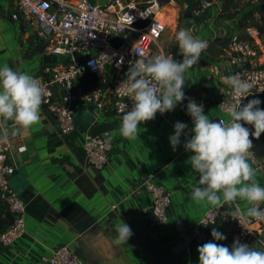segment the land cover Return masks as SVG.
<instances>
[{"label": "crops", "instance_id": "1", "mask_svg": "<svg viewBox=\"0 0 264 264\" xmlns=\"http://www.w3.org/2000/svg\"><path fill=\"white\" fill-rule=\"evenodd\" d=\"M218 3L194 27L207 47L200 53L197 64L186 72L189 79L184 87L186 98L178 103L174 113L157 112L154 119L141 122L135 138L120 134L122 117L110 112L109 97L107 109L96 115L92 124L75 126L63 133L49 111L41 106V120L12 135L18 153L13 154L10 148L13 163L10 180L26 206V232L9 246L0 245V264H48L43 257L66 244L86 264H199L198 244L191 240L198 221L216 205L236 204L225 203L222 197L215 205L191 199V189L199 183V176L187 162L192 152L183 147L185 135L173 151L169 136L174 132L175 122L181 121L188 125L185 131L190 138L193 125L186 111L187 98L203 103L210 119L225 122L230 119L220 110L219 103L230 87L226 77L232 74V66L225 44L217 42H224V38L240 31L231 23L235 17L219 14L222 6ZM166 7L175 9V5ZM15 11L12 0H0V65L8 64L35 76L45 64L55 62L46 59L52 55L46 40L25 19L13 18ZM171 29L174 34L175 29ZM172 40H162L171 51L175 45ZM60 57L58 61L68 60ZM87 83L90 80L78 78L76 92L81 93ZM56 90L59 92L60 88L56 86ZM257 97L262 104L264 94H250L245 102ZM8 128L14 130L15 126L9 122ZM87 133L107 135L113 140L103 168L87 162L83 151ZM3 142L10 147L9 138ZM250 162L257 169L256 181L264 186L263 166L251 159ZM148 181L163 185L171 193L166 210L168 219L161 226L151 225L145 217V211L153 203ZM237 203L245 213L251 207L245 201ZM4 211L0 203V218L4 217ZM122 222L131 227L133 235L128 242L115 245L116 225ZM228 226L226 221L214 226L226 237L216 243L228 242ZM249 245L264 249L258 242Z\"/></svg>", "mask_w": 264, "mask_h": 264}, {"label": "built area", "instance_id": "2", "mask_svg": "<svg viewBox=\"0 0 264 264\" xmlns=\"http://www.w3.org/2000/svg\"><path fill=\"white\" fill-rule=\"evenodd\" d=\"M12 1L16 6L13 18H23L34 27L37 35L46 40L52 54L69 56L68 60L45 64L35 75L46 91L41 106L49 111L63 133L74 129L75 113L79 108L91 106L98 115L107 109L108 97L112 114L122 117L131 109L133 101L117 87L126 79L130 63L140 55L147 59L163 52L175 59L174 52L162 43L171 25L165 8L168 4L174 5V0L168 4L162 0ZM201 3L204 10L217 2L201 0ZM229 38L227 55L232 74L253 84L245 97H240L244 103L250 94H264V67L259 64V51L252 41L240 38L239 33ZM76 53L82 54L79 61L74 58ZM89 61H96L98 67L90 65ZM78 78H96L98 84L87 83L83 91L77 93L75 81ZM232 95L229 87L226 97L219 103L221 111L227 113ZM112 147L113 140L107 135L87 133L84 137L83 151L87 162L94 167L106 166ZM9 153V145L0 141V203L12 215L11 224L0 230L2 246L13 244L26 232V206L10 180L13 163ZM250 154V159L256 161L253 145ZM147 188L153 203L145 211V217L151 225L161 226L168 219L166 210L171 203V193L163 185L151 181L147 182ZM235 207L219 204L208 209L194 228L191 240L198 245L214 240L212 228L219 221H226L229 240L225 245L229 248L236 239L264 245L261 243L264 241V220L245 215L235 219L230 215ZM259 207L264 208V204ZM43 260L48 264H86L67 244L54 249Z\"/></svg>", "mask_w": 264, "mask_h": 264}, {"label": "clouds", "instance_id": "3", "mask_svg": "<svg viewBox=\"0 0 264 264\" xmlns=\"http://www.w3.org/2000/svg\"><path fill=\"white\" fill-rule=\"evenodd\" d=\"M176 39L182 53V60L174 59L163 52L150 58L140 55L130 63L126 79L117 87L133 101L131 109L124 112L119 128L120 134L133 139L143 121L152 120L157 112L164 114L172 111L186 98L184 91L187 70L199 61L200 53L207 47L205 40L195 37L190 28H181ZM90 65L98 67L96 61ZM232 89V99L226 111L230 119H210L204 112L203 103L187 98L186 111L192 119L190 138L186 133L188 125L176 121L174 132L169 136L173 151L181 144L192 152L188 163L199 183L191 189L190 197L198 202L236 204L230 215L237 219L240 215L264 220V186L255 177L257 169L250 162V149L253 139L264 133V109L260 98H253L242 106L245 93L253 87L238 74L226 77ZM46 91L37 77L27 71L16 70L8 64L0 65V141H6L22 129H29L41 120L40 107ZM246 124L252 125V129ZM11 122L14 130L8 128ZM238 201L251 204L242 213ZM203 223V222H200ZM207 224V223H203ZM117 235L113 243L120 245L128 242L133 235L131 227L122 222L116 225ZM214 240L198 245L199 264H264V249H257L239 239L234 240L231 248L215 241L226 239L215 227L211 230ZM264 243V241H261Z\"/></svg>", "mask_w": 264, "mask_h": 264}, {"label": "rangeland", "instance_id": "4", "mask_svg": "<svg viewBox=\"0 0 264 264\" xmlns=\"http://www.w3.org/2000/svg\"><path fill=\"white\" fill-rule=\"evenodd\" d=\"M162 1L165 4H168V2H170V0H162ZM193 1H195V0H174L175 9L172 10L170 7H166L165 8V12L167 14L166 18L168 19V21H169V23L171 25L168 28V31L165 34L163 40H164V42H168L169 39H173L172 40V44L174 43L175 44L174 46H178V51H177L178 54H177V56L181 54V50L179 48V45H177V44H179L178 41L175 40L176 39V33L178 32V30L182 26V23L185 21L184 11L187 8H191V4H192ZM214 1H216L217 3L221 2L222 5L225 2L223 0H214ZM257 3H258V0H233L232 1L233 8L231 9V11L232 12L235 11L236 15L234 16L235 17L234 21H231V23H233V25L236 27V29H238L240 31V33L245 34L244 39L250 40L256 45V47H257V49L259 51V59H260L259 64L264 67V38L255 39L254 35H256L257 29L255 27L251 26L250 24H248L247 20L244 19V18H243L244 19L243 20L244 26H241V22H240V19H241L242 15H243L244 8L248 7V5H249V7L255 6ZM170 5L172 6V4H168L167 6H170ZM200 5H201V10H196V11L197 12L198 11L199 12L202 11V13L196 15V12L193 11L192 14H193V16H198L200 18V22H201V18H202L203 15L204 16L205 15L206 16L209 15V10H210V7L212 5L210 7H208V8H206V9H204V10L202 8V3ZM218 5H217L216 8H219ZM175 14L177 15L176 19H175ZM216 14H217V16H219L220 13L218 14V12H217ZM205 17H203V20L205 19ZM196 26H197V24L194 25V27H196ZM171 27L175 29V31H173L174 34H172ZM229 40H230V38H224V42H220V41L217 42L220 45L221 44L222 45L225 44V48H227V54H228V43H229ZM177 56L175 57V59L180 60L179 58H177ZM66 58H69V56H66ZM261 136L264 137V133H262ZM256 161L260 165H262L263 168H264V153H258Z\"/></svg>", "mask_w": 264, "mask_h": 264}, {"label": "trees", "instance_id": "5", "mask_svg": "<svg viewBox=\"0 0 264 264\" xmlns=\"http://www.w3.org/2000/svg\"><path fill=\"white\" fill-rule=\"evenodd\" d=\"M232 1L233 0H225L220 10L221 16L232 18L236 15L235 11L233 12L231 11V9L233 8ZM200 4H201V0L193 1L191 4V9L195 11L201 10ZM243 18L247 20L248 24H250L251 26L257 29V33L256 35H254L255 39L264 38V0H258V3L255 6L249 7L248 5V7L244 8L243 15L240 19L241 26H244ZM239 36L240 38L244 39L245 34L240 33ZM172 51L176 55L178 51V46H173ZM90 83L98 84V81L95 78V79L90 80ZM259 107L261 109H264V102L261 105H259ZM247 127L252 129V125L247 124ZM250 138L253 139V149L255 151L256 158H257L258 153H264V137L260 136L259 138H254L250 136ZM255 162L258 163L257 161ZM11 222H12V215L10 212L5 210L4 217L0 218V230L5 229L7 226L11 224Z\"/></svg>", "mask_w": 264, "mask_h": 264}, {"label": "water", "instance_id": "6", "mask_svg": "<svg viewBox=\"0 0 264 264\" xmlns=\"http://www.w3.org/2000/svg\"><path fill=\"white\" fill-rule=\"evenodd\" d=\"M223 1H225V0H223ZM218 4L220 6L222 5L221 2H219ZM184 18H185V21L182 23V26L180 27V29L185 28V27L190 28L191 33L195 37H197L196 33L194 32V25L200 23V18L198 16H193L191 8H187L185 10ZM114 41L117 42L118 39H115ZM60 58L61 57L59 55H56V54H52V55H49L46 57L48 62H56ZM74 58H75V60L79 61L82 58V54L76 53V54H74ZM177 58L182 60L181 55H178ZM185 83L186 84L189 83L188 78H185ZM245 103L246 102L242 103V106ZM177 106H178V104H177ZM177 106L171 112L174 113L177 110ZM95 120H96V114L94 112V109L91 106H88L82 110H77L75 113V126L89 125V124H92ZM8 126H9V124H8ZM9 140H10V148H11L12 153L17 154L18 153V147L15 146V144L13 143L12 135H9Z\"/></svg>", "mask_w": 264, "mask_h": 264}]
</instances>
